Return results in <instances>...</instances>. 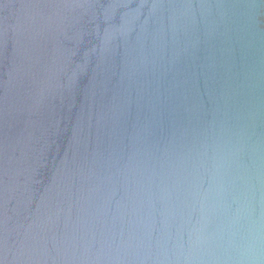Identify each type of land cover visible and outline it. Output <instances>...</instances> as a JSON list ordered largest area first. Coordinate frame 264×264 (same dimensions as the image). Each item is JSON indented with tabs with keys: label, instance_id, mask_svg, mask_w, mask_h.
Instances as JSON below:
<instances>
[{
	"label": "water",
	"instance_id": "95a60500",
	"mask_svg": "<svg viewBox=\"0 0 264 264\" xmlns=\"http://www.w3.org/2000/svg\"><path fill=\"white\" fill-rule=\"evenodd\" d=\"M0 264H264V0H0Z\"/></svg>",
	"mask_w": 264,
	"mask_h": 264
}]
</instances>
